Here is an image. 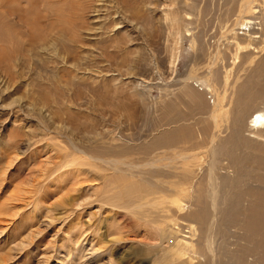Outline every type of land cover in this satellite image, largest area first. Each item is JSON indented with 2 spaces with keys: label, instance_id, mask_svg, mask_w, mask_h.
I'll return each instance as SVG.
<instances>
[{
  "label": "rangeland",
  "instance_id": "rangeland-1",
  "mask_svg": "<svg viewBox=\"0 0 264 264\" xmlns=\"http://www.w3.org/2000/svg\"><path fill=\"white\" fill-rule=\"evenodd\" d=\"M226 1L0 0V264H178L154 222L170 200L142 182L144 161H117L134 166L125 176L141 192L109 206L112 171L84 155L137 150L156 122L164 136L190 132L182 147L208 137V150L234 96L199 82L219 71L241 84L242 56L264 35L259 0ZM204 149L191 152L201 156L192 186Z\"/></svg>",
  "mask_w": 264,
  "mask_h": 264
},
{
  "label": "bare ground",
  "instance_id": "bare-ground-1",
  "mask_svg": "<svg viewBox=\"0 0 264 264\" xmlns=\"http://www.w3.org/2000/svg\"><path fill=\"white\" fill-rule=\"evenodd\" d=\"M29 1L34 3L37 0ZM259 1L264 24V0ZM236 2L239 4V0H227L226 5ZM85 6L86 3L81 7ZM172 22L177 24L176 19ZM251 24L241 22V27L247 28ZM257 30L260 29H253ZM251 43L256 51L248 49L240 59V72L244 74L241 84L230 87L231 84L221 80L219 71L211 72L210 84L199 82L201 91L216 93L222 88L223 100L228 101V92L234 96L230 102L232 118L210 138L208 150L205 140L208 137L197 144L195 141V144L190 143L189 148L182 147L181 143L191 138L190 132L175 131L172 136H164L159 131L161 124L156 122L148 130L157 133L156 138L137 150L109 144L102 155L113 159H98L94 152L83 154L93 163L94 160L101 161L107 170L112 171L114 179L109 186L112 196L105 199L109 206L134 199L141 192V188L129 180L134 177V166L122 164L124 168H120L117 161H123L126 156L133 161H144L146 166L143 162L142 168L135 166L140 169L139 175L145 172L141 176L142 182L160 196L167 194L170 200L169 203L162 202L160 215L154 218V222L166 227L165 237L179 252L178 264H264V35L253 37ZM248 48L251 47L248 45ZM199 102L203 106L201 99ZM215 140L217 144H211ZM204 148L207 157L200 166L205 165V172L200 175L201 181L192 186V169L199 165L201 156L191 152ZM150 177L159 178L161 182L168 180V184L165 181L167 186H162ZM180 231L186 236L178 235Z\"/></svg>",
  "mask_w": 264,
  "mask_h": 264
}]
</instances>
